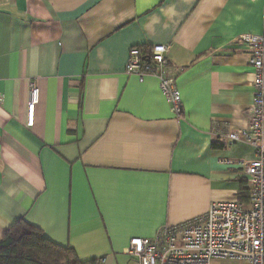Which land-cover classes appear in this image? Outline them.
<instances>
[{
    "label": "crops",
    "instance_id": "obj_1",
    "mask_svg": "<svg viewBox=\"0 0 264 264\" xmlns=\"http://www.w3.org/2000/svg\"><path fill=\"white\" fill-rule=\"evenodd\" d=\"M247 32L264 34V0H0V238L24 218L82 260L132 264V237L248 202L238 160L256 149L215 132L249 122ZM156 43L181 116L157 77L126 72Z\"/></svg>",
    "mask_w": 264,
    "mask_h": 264
},
{
    "label": "built area",
    "instance_id": "obj_2",
    "mask_svg": "<svg viewBox=\"0 0 264 264\" xmlns=\"http://www.w3.org/2000/svg\"><path fill=\"white\" fill-rule=\"evenodd\" d=\"M248 49L253 69V100L247 126L217 130V139L226 144L247 142L256 149L254 158L238 160L243 167L249 201H214L204 214L168 226L152 237L130 239L127 253L132 264H212L214 260H237L264 264V34L247 32L239 36ZM168 44L156 43L149 49L130 48L126 72L140 81L155 76L170 103L181 116L183 102L177 77L181 71L168 61ZM1 96V95H0ZM39 87L30 89L28 123H33Z\"/></svg>",
    "mask_w": 264,
    "mask_h": 264
},
{
    "label": "trees",
    "instance_id": "obj_3",
    "mask_svg": "<svg viewBox=\"0 0 264 264\" xmlns=\"http://www.w3.org/2000/svg\"><path fill=\"white\" fill-rule=\"evenodd\" d=\"M0 264H98V260H82L73 247L52 241L40 227L20 218L0 238Z\"/></svg>",
    "mask_w": 264,
    "mask_h": 264
},
{
    "label": "rangeland",
    "instance_id": "obj_4",
    "mask_svg": "<svg viewBox=\"0 0 264 264\" xmlns=\"http://www.w3.org/2000/svg\"><path fill=\"white\" fill-rule=\"evenodd\" d=\"M212 264H231L229 260H214Z\"/></svg>",
    "mask_w": 264,
    "mask_h": 264
}]
</instances>
